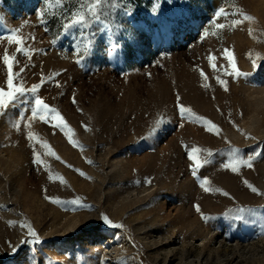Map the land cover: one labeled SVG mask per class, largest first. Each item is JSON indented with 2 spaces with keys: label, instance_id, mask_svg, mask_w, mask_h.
<instances>
[{
  "label": "rangeland",
  "instance_id": "1",
  "mask_svg": "<svg viewBox=\"0 0 264 264\" xmlns=\"http://www.w3.org/2000/svg\"><path fill=\"white\" fill-rule=\"evenodd\" d=\"M5 54L0 264H264V0H0Z\"/></svg>",
  "mask_w": 264,
  "mask_h": 264
},
{
  "label": "snow or ice",
  "instance_id": "2",
  "mask_svg": "<svg viewBox=\"0 0 264 264\" xmlns=\"http://www.w3.org/2000/svg\"><path fill=\"white\" fill-rule=\"evenodd\" d=\"M57 2H60V0H57ZM96 3L99 4L100 0H96ZM223 12V9L221 10ZM95 15V13H93ZM245 19H251L250 17H245ZM84 22V17L81 16L79 20H76L74 23L75 24H83ZM235 23L239 24L240 21H235ZM73 25H65V27H71ZM220 28H223L224 25H219ZM10 40H12L14 43H16L17 45L21 44L22 41L15 35H13L12 37L9 38ZM213 59H215L213 57ZM3 62L4 64L7 66L8 69V79H7V86L9 89H11L10 91H5L3 88H0V109H3L7 106V104L13 100L16 99L17 93H22L23 89L20 87H16L14 85V81H13V66H14V58L5 54L3 57ZM213 67H215V65H213ZM203 75V73H201ZM33 92H35V88H33ZM36 103V109L39 110V113L42 114L44 111L48 110V106L40 99H36L35 101ZM51 113H55V110H51ZM38 114L37 110H33L32 115L36 116ZM58 118V117H57ZM62 126V125H57ZM31 139V137H29ZM200 152V149H194L193 150V157L192 159L195 160L197 162V166L200 165V161L198 158V153ZM236 152H238V150H235L233 153L234 156V160H233V165L232 166V170L235 171L236 167L235 165L239 164V163H243L245 161H241L237 156H236ZM37 163H40V160H37ZM254 192L256 191L255 188L252 189ZM73 203H76V201H73ZM199 210V209H198ZM243 211V210H241ZM105 221L108 223H111L107 217H105ZM33 236H35V233H32Z\"/></svg>",
  "mask_w": 264,
  "mask_h": 264
}]
</instances>
